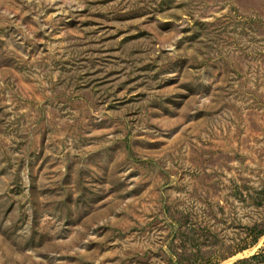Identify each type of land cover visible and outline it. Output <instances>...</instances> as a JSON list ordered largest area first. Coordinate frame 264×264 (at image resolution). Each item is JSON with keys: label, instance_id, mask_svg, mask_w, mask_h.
I'll return each mask as SVG.
<instances>
[{"label": "rangeland", "instance_id": "374dc122", "mask_svg": "<svg viewBox=\"0 0 264 264\" xmlns=\"http://www.w3.org/2000/svg\"><path fill=\"white\" fill-rule=\"evenodd\" d=\"M0 264H264V0H0Z\"/></svg>", "mask_w": 264, "mask_h": 264}]
</instances>
